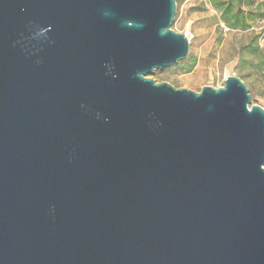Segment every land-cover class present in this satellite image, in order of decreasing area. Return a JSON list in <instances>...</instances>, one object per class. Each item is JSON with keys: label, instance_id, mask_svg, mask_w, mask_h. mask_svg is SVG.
<instances>
[{"label": "water", "instance_id": "obj_1", "mask_svg": "<svg viewBox=\"0 0 264 264\" xmlns=\"http://www.w3.org/2000/svg\"><path fill=\"white\" fill-rule=\"evenodd\" d=\"M175 0H0V264H264V110L187 58Z\"/></svg>", "mask_w": 264, "mask_h": 264}, {"label": "rangeland", "instance_id": "obj_2", "mask_svg": "<svg viewBox=\"0 0 264 264\" xmlns=\"http://www.w3.org/2000/svg\"><path fill=\"white\" fill-rule=\"evenodd\" d=\"M176 14L171 29L187 35L189 53L185 60L148 75L155 82H165L177 89L199 92L204 86L221 87L227 77L242 78L251 97V105L264 110V21L246 31L224 27L217 12L207 0H175ZM257 36L259 53L241 63L242 48ZM193 63L190 73L185 68Z\"/></svg>", "mask_w": 264, "mask_h": 264}, {"label": "trees", "instance_id": "obj_3", "mask_svg": "<svg viewBox=\"0 0 264 264\" xmlns=\"http://www.w3.org/2000/svg\"><path fill=\"white\" fill-rule=\"evenodd\" d=\"M207 4L217 12L221 23L228 30L246 31L256 22L264 21V0H207ZM258 53L257 36L254 35L241 50V63L244 64L246 58L257 56ZM193 65L187 66L185 72L190 73ZM261 67L264 68V61Z\"/></svg>", "mask_w": 264, "mask_h": 264}, {"label": "built area", "instance_id": "obj_4", "mask_svg": "<svg viewBox=\"0 0 264 264\" xmlns=\"http://www.w3.org/2000/svg\"><path fill=\"white\" fill-rule=\"evenodd\" d=\"M185 37L188 39V36L187 35ZM188 40H190V38Z\"/></svg>", "mask_w": 264, "mask_h": 264}]
</instances>
